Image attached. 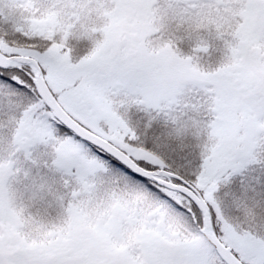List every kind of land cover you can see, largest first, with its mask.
<instances>
[{
	"label": "snow or ice",
	"instance_id": "snow-or-ice-1",
	"mask_svg": "<svg viewBox=\"0 0 264 264\" xmlns=\"http://www.w3.org/2000/svg\"><path fill=\"white\" fill-rule=\"evenodd\" d=\"M0 264H264V0H0Z\"/></svg>",
	"mask_w": 264,
	"mask_h": 264
}]
</instances>
